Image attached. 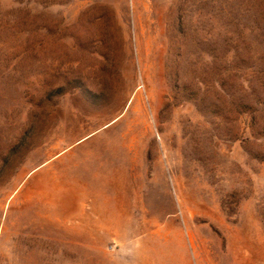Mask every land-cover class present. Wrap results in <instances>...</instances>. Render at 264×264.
<instances>
[{"label":"rangeland","instance_id":"rangeland-1","mask_svg":"<svg viewBox=\"0 0 264 264\" xmlns=\"http://www.w3.org/2000/svg\"><path fill=\"white\" fill-rule=\"evenodd\" d=\"M144 3L0 0V264H264V0Z\"/></svg>","mask_w":264,"mask_h":264},{"label":"bare ground","instance_id":"bare-ground-1","mask_svg":"<svg viewBox=\"0 0 264 264\" xmlns=\"http://www.w3.org/2000/svg\"><path fill=\"white\" fill-rule=\"evenodd\" d=\"M133 9H134V15H137L138 4L135 2L133 3ZM142 10L144 12V18L146 19V26L148 28L146 32L148 33L151 30V27L148 24L149 23L148 21L151 20L152 18L154 19L155 4H149V3H147V0H145V3L143 5ZM80 171H82L84 173V168H82V170H80ZM69 188H70V190L71 189L74 190L73 186H69ZM78 188H79L78 189L79 193L81 195H83V197H82L83 200H82L81 205L83 208H86L89 206V204H88L89 199L88 198H90V194H91L89 186L85 182V180L83 179ZM84 198H85V200H84ZM244 227H247V233H246L247 235L245 237L242 236V230H240L241 228H243L242 225H236V229H238V230L236 231L235 239L237 240L238 252L235 255V258H236V256H239L243 252L244 248L247 249L248 253L250 254V257H252L253 246H254L253 228H252V225H246ZM224 239H225V237H223V241H225ZM227 240H228V238H227ZM226 252H228V251H226Z\"/></svg>","mask_w":264,"mask_h":264},{"label":"crops","instance_id":"crops-1","mask_svg":"<svg viewBox=\"0 0 264 264\" xmlns=\"http://www.w3.org/2000/svg\"><path fill=\"white\" fill-rule=\"evenodd\" d=\"M89 199V201H88V204H89V206H90V198H88ZM83 200V199H82ZM84 200H85V198H84ZM95 211V214H97V212H96V210H94ZM85 219V218H84ZM89 222H93V221H91V220H88Z\"/></svg>","mask_w":264,"mask_h":264}]
</instances>
